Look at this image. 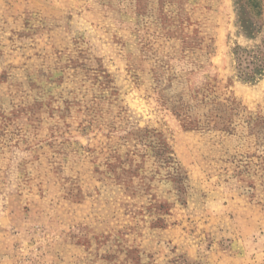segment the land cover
Listing matches in <instances>:
<instances>
[{
  "label": "rangeland",
  "instance_id": "1",
  "mask_svg": "<svg viewBox=\"0 0 264 264\" xmlns=\"http://www.w3.org/2000/svg\"><path fill=\"white\" fill-rule=\"evenodd\" d=\"M262 47L264 0H0V264H264Z\"/></svg>",
  "mask_w": 264,
  "mask_h": 264
},
{
  "label": "trees",
  "instance_id": "2",
  "mask_svg": "<svg viewBox=\"0 0 264 264\" xmlns=\"http://www.w3.org/2000/svg\"><path fill=\"white\" fill-rule=\"evenodd\" d=\"M244 26L251 31V21L245 18ZM236 53L238 68L240 76L245 81H254L256 75L261 73L264 68V47L258 50H248L245 48H238L234 51Z\"/></svg>",
  "mask_w": 264,
  "mask_h": 264
}]
</instances>
